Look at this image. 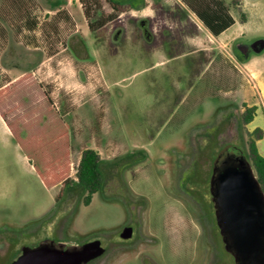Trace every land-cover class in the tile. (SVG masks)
<instances>
[{"label": "rangeland", "instance_id": "374dc122", "mask_svg": "<svg viewBox=\"0 0 264 264\" xmlns=\"http://www.w3.org/2000/svg\"><path fill=\"white\" fill-rule=\"evenodd\" d=\"M120 1L142 8L0 0V110L11 129L0 122V264H12L25 246L94 240L106 254L90 264H235L215 220L210 178L220 150L234 145L247 156L258 129L264 156L260 79L248 75L264 71V51L243 57L244 47L264 39V0H223L236 24L218 37L186 0ZM160 6L183 21L163 23ZM128 18L159 20L157 39L161 26L182 27L183 43L171 55L152 52ZM170 39L166 45L176 44ZM202 53L213 56L211 65ZM250 108L254 121L245 125ZM87 149L105 161L138 150L148 156L116 175L109 198L97 193L85 206L84 196L64 193L57 202L63 183H46L48 163L69 157L76 181ZM126 226L134 234L122 240Z\"/></svg>", "mask_w": 264, "mask_h": 264}, {"label": "water", "instance_id": "95a60500", "mask_svg": "<svg viewBox=\"0 0 264 264\" xmlns=\"http://www.w3.org/2000/svg\"><path fill=\"white\" fill-rule=\"evenodd\" d=\"M249 48V54L263 53L264 39ZM249 54L244 53V59ZM210 194L225 251L235 264H264V190L242 149L227 145L220 150L213 164ZM133 234V227L127 226L121 239L129 240ZM105 253L100 240L67 248L46 241L36 248L23 247L12 264H89Z\"/></svg>", "mask_w": 264, "mask_h": 264}, {"label": "trees", "instance_id": "16d2710c", "mask_svg": "<svg viewBox=\"0 0 264 264\" xmlns=\"http://www.w3.org/2000/svg\"><path fill=\"white\" fill-rule=\"evenodd\" d=\"M187 5L197 15L204 27L215 37L222 35L236 24V20L230 13V9L223 0H186ZM114 8L119 0H109ZM134 8L141 9L142 4H135ZM115 9V8H114ZM242 60V59H241ZM256 108H250L242 117L245 125L254 121ZM257 140L262 135L258 129L255 131ZM69 153V152H68ZM246 155V153L244 152ZM145 150H138L117 158L113 161L103 160L99 153L93 149H87L83 152L77 170V180H70V162L69 157L63 161L60 159L51 161L47 165L46 183L56 186L59 182L63 183V191L57 196V202L61 200L64 193L69 197L70 193H76L84 196L85 206H89L95 194H107L109 185L114 178L121 176L124 170H131L147 159ZM248 160L252 162L255 174L264 190V156L260 155L256 142L248 143ZM119 173V174H118ZM117 175V176H116ZM110 196H106L109 198Z\"/></svg>", "mask_w": 264, "mask_h": 264}, {"label": "flooded vegetation", "instance_id": "af4514ba", "mask_svg": "<svg viewBox=\"0 0 264 264\" xmlns=\"http://www.w3.org/2000/svg\"><path fill=\"white\" fill-rule=\"evenodd\" d=\"M117 5H119V6H129L130 8L134 9L135 3L131 5L129 3L128 4H125V3H123V1H120V2H117L116 3V5H115L114 8H117ZM159 8L161 9L160 18H161L162 21L165 20V21H163V23H166L167 21H175V22H178L179 21L181 23L183 21V19H184V16L182 15V13L177 12V11H173V8H168L167 9V8H165L163 6H160ZM116 19L117 18L113 19L112 21H115ZM128 20H130V22L132 23V25L139 26V28L142 31V36L144 37V40H146V43H147L146 44V46H147L146 48L148 50L152 51V52H155V50L156 51H159V50L161 51V49H162V51H165L167 54H170L171 55L174 52L173 51L174 50L173 48L174 47L178 48L183 43V38L182 37L184 36V30L182 29V27H178V30L175 31V30L172 29V27H166V26H163L162 27L161 26V35H160V38L157 39L156 36H155V33H154V28L159 23V20H155L153 18H145V19H141V20H139L137 18H134V19L131 20L130 18H128ZM123 31H124V29L117 22L115 24V30H114V32H115V36L114 37H115L116 40H121L123 38V36H124ZM191 32H194V27L193 26H190L189 29H188V33H191ZM174 35H175L176 44L168 43L166 45L167 40H170L171 41L170 38H171V36H174ZM252 41L247 42V43L248 44H251ZM164 45H166L167 47L166 48H163ZM249 51H250L249 48H245L244 47V53L249 54ZM198 52H200V50H198ZM194 53H195V51L189 52V55H192ZM253 54L254 53H251V56ZM200 55L202 56L201 58H202V61L203 62H208V63H210V65L213 63V56L208 55L207 53H202ZM212 208L214 209L213 202H212ZM214 213H215V210H214ZM215 220H216V216H215ZM48 242H51V241H48ZM41 243H44V242H41ZM41 243H39L37 246L31 247V248H36ZM21 255H22V250H21V254L15 260H17ZM5 258H3L2 256H0V261L1 260H5Z\"/></svg>", "mask_w": 264, "mask_h": 264}, {"label": "crops", "instance_id": "0c3cea01", "mask_svg": "<svg viewBox=\"0 0 264 264\" xmlns=\"http://www.w3.org/2000/svg\"><path fill=\"white\" fill-rule=\"evenodd\" d=\"M248 75L250 77L251 80H256V79H260V81H258L259 83L256 84V88H257V92L259 94V98H260V101L262 102V105H264V71L263 72H260L258 75L253 73V72H248ZM2 111L0 110V122L2 123V126L4 128V130L11 134V129L7 123V120L4 119V116L3 114L1 113ZM251 124V123H250ZM258 142L259 140L256 141V145H258Z\"/></svg>", "mask_w": 264, "mask_h": 264}]
</instances>
